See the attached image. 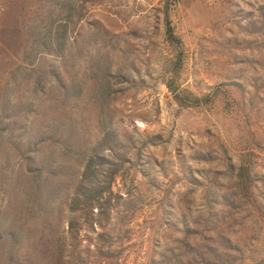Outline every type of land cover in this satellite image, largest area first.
<instances>
[{
	"label": "rangeland",
	"instance_id": "1",
	"mask_svg": "<svg viewBox=\"0 0 264 264\" xmlns=\"http://www.w3.org/2000/svg\"><path fill=\"white\" fill-rule=\"evenodd\" d=\"M0 264H264V0H0Z\"/></svg>",
	"mask_w": 264,
	"mask_h": 264
},
{
	"label": "trees",
	"instance_id": "2",
	"mask_svg": "<svg viewBox=\"0 0 264 264\" xmlns=\"http://www.w3.org/2000/svg\"><path fill=\"white\" fill-rule=\"evenodd\" d=\"M166 36H167V39H169L170 41H174L178 45L182 43L180 37H178L174 33L173 29L170 27V23L168 20L166 21ZM183 91H184V95H181V96L178 95L177 93H174L175 99L181 105L182 104H197L202 99V97H199L198 95L194 94L193 92L187 89H184ZM81 189L86 194V196H88V199L86 202L87 206L88 205L90 206L91 203L94 204L95 198L98 195L96 190L90 189V188L86 189V187L83 188L82 186H81ZM80 201H81L80 196L76 195L71 199V205L76 207L80 204Z\"/></svg>",
	"mask_w": 264,
	"mask_h": 264
}]
</instances>
